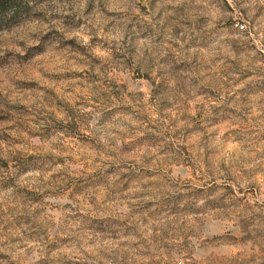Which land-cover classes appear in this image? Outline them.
I'll use <instances>...</instances> for the list:
<instances>
[{"label": "clouds", "instance_id": "9594fccd", "mask_svg": "<svg viewBox=\"0 0 264 264\" xmlns=\"http://www.w3.org/2000/svg\"><path fill=\"white\" fill-rule=\"evenodd\" d=\"M0 95V264H264V0H0Z\"/></svg>", "mask_w": 264, "mask_h": 264}, {"label": "rangeland", "instance_id": "374dc122", "mask_svg": "<svg viewBox=\"0 0 264 264\" xmlns=\"http://www.w3.org/2000/svg\"><path fill=\"white\" fill-rule=\"evenodd\" d=\"M35 83L34 81L32 82ZM51 83L60 84L65 86V92L71 94L77 92L80 85H76L72 82L71 77L66 80L52 81ZM38 87V86H37ZM36 88L19 87L14 86V92L19 93L23 99H27L30 93H34ZM51 96L54 97V108H70L72 104L71 99H61L53 92ZM62 115L61 112L55 111L52 114V121L58 122L57 118ZM31 116L30 110L25 107L23 102L13 103L8 97L0 95V141L3 145L7 146V149L3 145H0V169H10L17 165H23L26 160L30 166H43L47 164L46 160L36 157H25L23 153L18 152L13 159H5V151H11L14 148H19L23 145L28 137L34 133L31 129L29 118ZM76 126L79 128V121H76ZM27 133V136L25 135Z\"/></svg>", "mask_w": 264, "mask_h": 264}]
</instances>
